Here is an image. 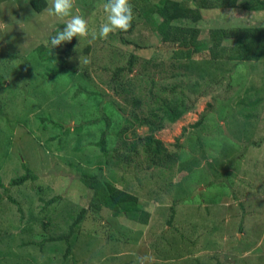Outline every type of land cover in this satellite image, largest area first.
<instances>
[{
	"label": "rangeland",
	"instance_id": "obj_1",
	"mask_svg": "<svg viewBox=\"0 0 264 264\" xmlns=\"http://www.w3.org/2000/svg\"><path fill=\"white\" fill-rule=\"evenodd\" d=\"M45 1L47 9L52 0ZM159 1L131 0L130 32L92 42L74 37L68 57L69 42L62 43L61 68L36 48L52 49L50 37L70 17L35 13L29 0H0V264H264V60L206 57L209 30L264 27V11H247L239 0L236 8L202 11L197 23L176 22L197 28L196 43L206 45L186 59L141 14ZM105 2L76 0L73 14L98 31ZM179 97L189 111L154 133L173 161L162 171L142 152L148 126L128 128L126 145L118 133L132 116L162 118L154 112L161 99ZM109 112L106 166L95 144ZM23 166L37 178L10 185ZM83 173H100L126 191L130 204L149 212L148 224L88 210L69 237V253L65 242L51 241L88 204Z\"/></svg>",
	"mask_w": 264,
	"mask_h": 264
},
{
	"label": "trees",
	"instance_id": "obj_2",
	"mask_svg": "<svg viewBox=\"0 0 264 264\" xmlns=\"http://www.w3.org/2000/svg\"><path fill=\"white\" fill-rule=\"evenodd\" d=\"M188 2H178L177 0H160L157 4H145L142 8V16L153 25L155 31L160 34L161 42L163 44H176L180 47L178 51L174 53L178 56L189 59L192 54H196L201 51L205 44L196 43L199 30L194 27H179L174 25L178 21H192L197 23L201 19V12L211 9H224V8H236L239 0H187ZM188 3V5L186 4ZM29 5L35 13L43 12L46 7L45 0H29ZM241 7L247 11H264V0H245ZM157 16L162 21L161 24H156L153 21V16ZM134 27L128 30L130 32ZM210 46L206 48V57L210 60H234L237 62L247 61H260L264 60V27L259 28H216L211 29L208 32ZM232 42L231 45L228 43ZM74 47V38L69 42L66 50L63 52L68 57ZM186 48V50H184ZM36 53L40 59L46 63L60 62L61 68L64 66L65 61L61 60L62 50L58 47L50 49L44 46L36 48ZM133 66L132 60L129 61L128 70L131 71ZM51 72L58 73L59 70L52 68ZM123 71L120 68L116 71L115 75ZM264 71V69H263ZM173 77H178V74H173ZM162 112V118H157L155 113L149 116H142L138 118L132 116V121L129 119L124 120V128H121L118 133L119 140L122 145H126L123 141V134L127 129L137 126H148L149 135L143 140L142 152L146 154L149 164L159 170L170 169L173 161L166 149L162 145V142L154 137V133L161 128L162 121H166L169 124L176 123L184 114L189 111L183 98H175L172 100L161 99L160 105L156 107L155 111ZM112 113L103 115L102 121L105 123L104 129L100 132L96 147L105 157L106 166H108L110 158V150L108 148V131L111 125ZM200 121L191 125L192 128H197ZM264 141V140H263ZM263 141H259L256 145H261ZM130 149L136 150L137 142L130 144ZM129 149V148H127ZM24 167V166H23ZM37 176L24 167V174L11 180L10 185H22L28 180H35ZM80 182L86 187L89 196L87 206L80 209V211L73 217L72 222L69 225L68 233L64 236L50 239L51 241H63L67 245V253L70 252L69 237L73 235L75 230L79 227L80 223L85 217L86 211L100 210L102 208L107 209L112 216H124L130 221L137 224L146 226L149 222L150 214L144 209H140L138 206L132 205L129 202V197L126 191L118 189L112 186L109 182L105 181L101 174L83 173L79 177ZM5 198H7L12 204L17 202L8 195V188L4 189ZM1 200V196H0Z\"/></svg>",
	"mask_w": 264,
	"mask_h": 264
},
{
	"label": "clouds",
	"instance_id": "obj_3",
	"mask_svg": "<svg viewBox=\"0 0 264 264\" xmlns=\"http://www.w3.org/2000/svg\"><path fill=\"white\" fill-rule=\"evenodd\" d=\"M76 8V0H52V5L46 9L49 16L59 18L61 20L70 17L67 20L63 30H59L55 35L50 37V45L53 49L59 47L64 42H71L74 37L89 42L97 39H107L110 33L116 31L127 32L134 20V5L131 0H107L102 5L103 12L106 14V22L99 26L97 31L90 28L88 21L79 14H73ZM236 14L235 10L228 13V16ZM0 27H3L0 24ZM80 63L87 64L86 58L79 57Z\"/></svg>",
	"mask_w": 264,
	"mask_h": 264
},
{
	"label": "water",
	"instance_id": "obj_4",
	"mask_svg": "<svg viewBox=\"0 0 264 264\" xmlns=\"http://www.w3.org/2000/svg\"><path fill=\"white\" fill-rule=\"evenodd\" d=\"M177 49H180V47H177ZM184 49H186V48H184Z\"/></svg>",
	"mask_w": 264,
	"mask_h": 264
}]
</instances>
